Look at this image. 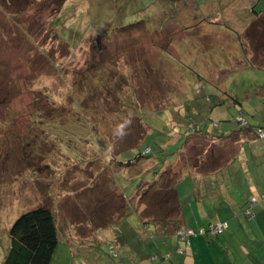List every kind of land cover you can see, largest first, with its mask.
<instances>
[{"label": "rangeland", "instance_id": "obj_1", "mask_svg": "<svg viewBox=\"0 0 264 264\" xmlns=\"http://www.w3.org/2000/svg\"><path fill=\"white\" fill-rule=\"evenodd\" d=\"M39 1L24 7L25 3L7 5L0 0V264L13 222L40 205L53 211L61 234L51 264H186L190 245L187 248L173 229L158 234L154 223L145 226L131 212L135 209L142 214L147 210H143L146 201L156 196H143L139 204L138 198H128L130 189L120 192L133 175L150 167L143 162L135 168L122 165L124 140L132 138L137 146L144 137L147 130L142 131L137 117L143 112L152 132L142 148L149 145L155 152L162 151L160 159L171 155L183 141L169 147L179 132H174L167 117L164 120L165 116L155 112L193 101L196 93L215 96L222 105L212 115L199 116L188 107L185 116L179 117L180 125L195 121L200 127L214 120L217 128L205 124L209 132L227 135L238 129L234 120L240 110L248 124L264 131V65H260L264 62V33L251 41L228 28L212 36L201 26L194 35L197 30H182L190 19V8L185 10L175 0H142L141 5L129 0L139 8L160 3L152 7L148 14L153 17L146 24L136 23L127 32L104 30L99 27L104 21L89 24L90 13L95 11L93 4L106 13L115 10L109 0H68L67 6L77 5L75 21L70 23L82 31L80 39L70 41L48 30L52 16ZM135 6L116 7L125 16L130 9L140 12ZM22 7L25 10L18 12ZM257 9L264 11V0ZM146 15L141 13L140 18ZM121 23L122 19L117 22ZM131 90L136 104L123 108L119 96ZM201 97L199 103L205 100ZM75 104L83 117L72 112ZM171 116L178 118L177 114ZM230 141L212 144L204 136L191 139L174 166L167 165L161 182L175 172L193 178L200 171L213 175L220 166L216 178L202 180V188L213 189L207 196L193 193L198 179L187 177L177 185L181 232L188 234L196 252L208 253L213 262L230 256L233 263L234 257L246 251L257 253L247 260L264 261V200L259 199L264 190L257 185L264 186V148L255 141L229 150L235 143ZM214 145L234 152L233 159L230 161L229 151L214 150ZM194 149L200 152L196 154ZM172 158L166 157V162ZM219 181L226 184L223 190L216 188ZM252 184L255 189L249 196ZM147 186L148 182L140 188ZM251 196L254 203H249ZM149 206L154 210L158 204L155 201ZM247 209L254 214L252 219L233 217ZM167 219L175 221L174 217ZM217 221L227 222L228 229L214 236L210 226Z\"/></svg>", "mask_w": 264, "mask_h": 264}, {"label": "trees", "instance_id": "obj_2", "mask_svg": "<svg viewBox=\"0 0 264 264\" xmlns=\"http://www.w3.org/2000/svg\"><path fill=\"white\" fill-rule=\"evenodd\" d=\"M4 1H6L7 5H18L20 3H25L24 7H26V4L28 2L31 4V2L33 3L34 0H4ZM67 1L68 0H41L39 2L49 10L52 16L51 20L47 22L48 30L50 29L53 31H57L59 32V35L66 36V38L68 37L70 41L71 40L73 41L75 37L79 36V39L81 38L82 31L79 30V26H76V28H74L75 26L74 24H72L73 22L70 23L72 19L75 21L74 17L76 16L75 10L77 9V5L72 4L70 2L71 5L67 6L66 5ZM137 1L140 2V5H141L142 0H137ZM161 1H164V0H161ZM159 3L160 1H157L151 6V8H149V6L147 8H143V7L139 8V7H136L138 6V4H136L135 6V1L131 3L129 0H117V1L109 0V4H113L116 9L113 11H111L110 9H107L108 11L107 13H106V9L105 11H103L100 5L95 7L93 4L92 10H95V11H93L92 14L89 11L90 18H91L90 19L91 23L89 24L90 25L97 24L99 23V21H104V25L98 24L99 27L103 26L104 30L109 27L108 30L116 29L117 31L127 32V31H130L129 30L130 28H134V26L137 25L136 23L146 24L147 18L153 17L148 13H150L151 10L154 9L152 7H156ZM117 4H122L128 9L129 7H131V5L132 7L135 6V8L138 9L140 12L130 9V11L132 12L124 16L118 12V8L116 7ZM167 4H169V1L167 2ZM187 6L188 5L184 3L185 10H187ZM24 7H22L18 12L22 11V9L25 10ZM158 8L161 10L160 7ZM166 9H169V8H166ZM145 12L147 13V15ZM141 13H144L146 15L145 19L140 18ZM100 15H102V17H99ZM81 18L82 16L79 15V20ZM121 19H122V23L118 25L117 22H119V20ZM66 21H69V24ZM194 21H197L196 18L194 19ZM151 22L152 20L150 21V23ZM194 26H196V24ZM182 29L189 30L190 26L183 25ZM261 33H264V18L251 22L250 25H248L247 31L244 32L243 35L249 37L251 41L252 40L254 41V39L255 40L260 39L259 37H261L260 35ZM238 36L241 37L242 34H238ZM263 63H261L260 65H264ZM188 65L192 66V64H188ZM252 65L253 64H251V66ZM259 69H262V68H259ZM190 73L191 72H189V74ZM197 78L202 79V77L199 74L197 75ZM262 91H264V85L262 87ZM133 94L134 92L133 90H131L130 93L124 92L122 96H119V103L120 105H122L123 108H128V107L134 108L136 102L133 100L134 99ZM85 96L86 95L83 96V100ZM201 96H204L205 100L199 103L198 99L203 98ZM193 99H194L193 101H188V102L185 101L176 107L166 108V109L155 112L159 116L160 114H162L163 117L165 116L164 120L167 117L168 118L167 120L172 122L173 124L172 126L174 129V132H176V130H178L176 133L179 132V134H177L176 141H174L175 143H171L170 141L169 147H171L172 144H174V146L176 144H179L180 140L183 141L180 147H176V150L174 151V153H171V155L169 154V156L167 155V156H164L163 159H160V156L158 155V153H161L162 151L155 152V150L152 149V146H149V145L142 148V144L144 143L148 135H150V133L152 132V129L147 126L149 120H147V118L145 117V114L143 112H139L137 117L141 119L142 121V125H143L142 131L144 132L145 130H147V132L145 131L146 133L144 137L141 139V141L138 143L137 146L133 145L135 142L132 140V138L124 140L123 144H125L124 145L125 149L122 152H125L126 155H125V158H123V154H121L122 158H120L119 160L122 162V165H125L127 168H131V167L135 168L137 166L140 167L139 164L142 162L150 165L149 169H147L144 173H141L139 175H133L130 178L129 186L127 188L124 187L120 189V192L126 191V190L129 191L130 189L131 192L130 193L128 192L129 193L128 198H131V197L133 199L138 198V202L141 197L146 196L147 198L151 193L152 196H156V198L151 197L150 202L152 203L156 201L158 206H156V208L154 207L155 209L154 208L153 209L156 210L157 212H154V210L150 208L149 205H151V203L148 201H146L147 207L145 206L146 208L145 207L143 208V210L144 209H147V210H145L142 214L141 212H137L135 209H133V211H131L132 209H130V211L133 212L134 215H136L141 220L140 222L143 225L146 226L148 222L154 223L156 226L155 229L157 233L159 231L160 233L167 234L169 233V231L167 230L169 228L171 229V232L174 230V232L177 235H179L180 238H182V236L180 235L181 229L179 227L180 226L179 221L182 220V216H181L180 205L177 199L178 197H177L176 187L182 180L190 176H188L187 174L185 175V173L179 174L177 176V173L179 172H175L170 179L165 180L166 182H161V179L163 177V174H164V171L167 165H169L170 168L174 166L175 164L174 161L175 162L177 161L179 155H181L182 153L181 151H183V149L187 146L189 141L191 139L195 140L199 136H204V137H208L209 139L213 140L214 143L212 144H216L215 142L224 143L226 141H229L231 138L232 141H230V144L233 142L235 143L229 147V150L230 148L232 147L234 148L240 143H246V142L253 143L255 141L261 142L260 149L264 148L263 129L258 126H252L248 124V122L244 118L242 111L240 110H238V115L235 117V120H234L238 125V129L230 131L227 135H224V134L214 135L209 132L210 128H206L205 124L207 123L213 128H217L218 124L214 120L213 121L211 120L209 122L205 121L204 123H202L204 126L201 124L202 126L200 127L198 126L199 124L198 125L195 124V121L187 125H180L179 123H177L179 122V119H180L179 117L185 116L184 111L185 110L187 111L188 107L190 108V110H194V112L196 110L195 112L196 116H199L204 113H208L209 115H212V113L222 105V101H215V100H218L219 98H215V96H212V95H205V93H201V94L196 93L195 98ZM86 101L87 100H85V102ZM85 107L87 106L85 105L84 108ZM167 109H170V110L172 109V111L169 110L170 112H165V110ZM174 109H177V112H175ZM72 110H73L72 111L73 113L77 112L76 113L77 115L83 117L80 111L81 110L80 106L75 104ZM195 113H192V115H194ZM175 114L178 115V118L176 117L177 120H175V117L171 116ZM163 117H161V119ZM86 120L90 122L91 124H94V122L88 119ZM206 120L208 121L209 118ZM174 124H177L178 127H175ZM186 129H189L188 130L190 131L189 135L187 134L188 131ZM136 131L138 132V129H136ZM181 132H183V134H186V135H184L183 137ZM213 147H214V150L216 148H219V149H222L223 151H229L223 145L218 146V147H215L214 145ZM214 150L212 149L209 153L210 154L214 153ZM194 151L196 153L199 150L194 149ZM233 154L234 152L231 153L229 151L230 161L231 159H233V156H232ZM172 156L173 158L171 159V161L166 162V157H172ZM222 160H225V158H222ZM219 162L220 160L215 159L216 164H220ZM226 164L228 165L229 163L227 162ZM219 167L220 166L216 167L212 171L214 172L213 175L203 173L202 171L194 172L195 178H193L192 176L190 177L192 180L198 179V186L194 188L198 191L205 190L211 193L210 191L213 190L212 188H202L204 187L202 184V180L205 179L204 177H208V176H213L216 178L215 174H218V173L220 174V172L215 171V170L218 169ZM141 182H143L142 184L148 182L147 188H144V189L140 188L142 186ZM218 183L219 182L215 183L217 187L219 185ZM259 199H261L260 201L264 200L263 193L261 194ZM159 201L163 202L164 207L160 206L161 202L159 203ZM142 203L143 202H139V204H142ZM162 207L165 208L166 210H163ZM245 213L246 212H244V214ZM245 215L248 218L251 216V214H245ZM155 217H161L162 219L161 221H159ZM170 217H174L175 221L167 219ZM176 219H180V220L177 222ZM58 226L59 225L57 224V219L53 211L47 206L40 205L31 210L26 211L25 213H22L13 222L12 226L10 227L8 231V247L6 249V253H5V256L1 264H51L53 257L55 255L57 245L59 243V237H61ZM108 247L110 250H113V246L111 245V243L108 244Z\"/></svg>", "mask_w": 264, "mask_h": 264}, {"label": "crops", "instance_id": "obj_3", "mask_svg": "<svg viewBox=\"0 0 264 264\" xmlns=\"http://www.w3.org/2000/svg\"><path fill=\"white\" fill-rule=\"evenodd\" d=\"M175 1L181 3L182 7L185 3L190 8V9L188 8L189 10L187 9L188 11H190V19L187 21L189 22V24H187V22L183 24L186 26H190L189 30H185L186 32H189L191 29H193V27L194 30L198 31L201 28V26H205L206 28L204 29V31L212 36L217 32H219V34L220 32H222V34L225 33L222 31L224 28H228L229 30L237 32L235 35L238 36V34L243 35V33L247 31L248 25H250L251 22L264 18V11L257 9V5L260 3L261 0H175ZM195 18L197 21H194ZM195 24L196 26H194ZM199 31L195 33V35H198ZM216 37H218V35H216ZM216 41H214V43ZM218 184H219L218 187H220L222 190H223V186L226 185L224 181L223 183H220L219 181ZM257 185L258 187L262 186L264 190V186L262 184L257 183ZM218 187L216 186L217 189ZM254 189H255L254 184H252V186H249L248 188L249 196L252 194L251 191ZM193 193L195 194V196H202V197L207 196L209 194L208 191L205 190L198 191L195 188L193 190ZM196 193L198 195H196ZM239 215H241L242 217L243 216L246 217L243 211L241 213H234L233 217L237 218ZM252 217H254V214H252L251 212V216L248 219H252ZM181 222L182 220L180 221V223ZM219 223H226L228 229V223L225 221H220V222L217 221L212 225ZM179 225L181 226V224ZM181 228L182 227H180V229ZM221 234H223V232ZM184 235L185 236H183V238L180 239L181 242H185L187 248L189 245H190L189 247L191 248V249L188 248L189 253H187L185 257V259H187L186 264H197V263H201L200 261H203L202 264H264V261L257 262V261H252L250 259L247 260L248 258H250V256L254 258V255L257 254L256 252L255 253H252L250 251L248 252L246 251L247 249L245 250L246 252L239 254L240 257L239 256L234 257L233 263L229 261V258H231L230 256L229 258L223 260L222 258L221 260H216L214 258V262H213V258L209 256L208 253L201 254L196 252L192 248L191 242L187 240L188 234H184ZM213 235L219 236V234H213ZM201 243L202 242H200L199 245ZM240 258L242 260L241 263L238 262V259Z\"/></svg>", "mask_w": 264, "mask_h": 264}, {"label": "built area", "instance_id": "obj_4", "mask_svg": "<svg viewBox=\"0 0 264 264\" xmlns=\"http://www.w3.org/2000/svg\"><path fill=\"white\" fill-rule=\"evenodd\" d=\"M254 203L255 202V198L254 197H250V203ZM246 213L245 214H251L250 210H247L245 211ZM227 229V224L226 223H219V224H215V225H212L210 226V232L213 233V234H221L223 231H225ZM185 232H181L180 235L182 236H185L184 235Z\"/></svg>", "mask_w": 264, "mask_h": 264}]
</instances>
